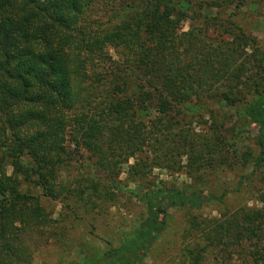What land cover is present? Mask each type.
<instances>
[{"label":"trees","instance_id":"16d2710c","mask_svg":"<svg viewBox=\"0 0 264 264\" xmlns=\"http://www.w3.org/2000/svg\"><path fill=\"white\" fill-rule=\"evenodd\" d=\"M246 1L0 0V264L31 263L41 196L108 211L121 174L144 217L76 264L140 263L171 208L188 219L166 264H264V44ZM71 142L86 183H59ZM155 168L202 180L179 188ZM224 171L234 187L210 193L203 176ZM229 194L247 199L194 214Z\"/></svg>","mask_w":264,"mask_h":264},{"label":"rangeland","instance_id":"374dc122","mask_svg":"<svg viewBox=\"0 0 264 264\" xmlns=\"http://www.w3.org/2000/svg\"><path fill=\"white\" fill-rule=\"evenodd\" d=\"M240 17H243L244 27L251 31L264 44V0H247L245 6L240 9ZM181 28L188 31L189 25L183 23ZM68 155L65 157L67 166L59 174V183L69 182L77 185L86 183V179L93 177L92 168L85 159L86 153L76 151L72 142L67 147ZM132 161V160H131ZM130 161V162H131ZM124 174L119 176L118 187L113 186L112 204L108 211L94 212L88 208H75L76 214L65 204L61 203L63 197L58 200H50L45 196L40 197V204L47 213V223L41 228L40 246L34 253L30 264H76L80 255L89 253L97 255L106 249V242L118 243L121 237L129 230L134 229L137 222L145 214L144 205L137 201L130 193L137 187L124 181ZM236 176L233 172L224 171L218 175H204L206 188L210 193L220 195L225 189L234 187ZM150 179L161 180L185 188L193 185V180L201 181L199 177L191 178L185 170L180 173H172L155 168ZM38 194H42L38 189ZM247 195L233 196L229 194L227 199L219 204L215 202L205 203L195 211L199 218H211L221 212L230 211L237 205L245 202ZM64 200V203L71 202ZM248 202V201H247ZM249 205L253 202L249 201ZM188 219V212L181 208L168 210L166 229L157 239L147 256L136 264H166L173 257L179 256V250L183 245V235Z\"/></svg>","mask_w":264,"mask_h":264}]
</instances>
